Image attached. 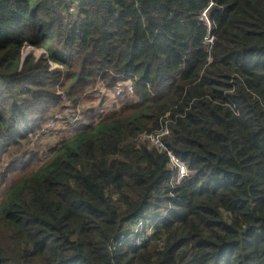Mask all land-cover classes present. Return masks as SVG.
Here are the masks:
<instances>
[{
    "label": "trees",
    "instance_id": "16d2710c",
    "mask_svg": "<svg viewBox=\"0 0 264 264\" xmlns=\"http://www.w3.org/2000/svg\"><path fill=\"white\" fill-rule=\"evenodd\" d=\"M119 83L135 101L5 191L0 264H264V0H0V166H26L57 86L78 103ZM165 127L177 185L138 142ZM138 219L153 243L115 244Z\"/></svg>",
    "mask_w": 264,
    "mask_h": 264
},
{
    "label": "rangeland",
    "instance_id": "374dc122",
    "mask_svg": "<svg viewBox=\"0 0 264 264\" xmlns=\"http://www.w3.org/2000/svg\"><path fill=\"white\" fill-rule=\"evenodd\" d=\"M202 20L207 26V29L210 30L211 25L207 15H202ZM31 53L39 57L44 55L45 51L42 48H38L37 50L31 49ZM49 65L50 68L58 67V65L53 63H49ZM119 85H121V90L124 92V94H120L119 97L116 96V85L112 89L107 90L97 84L92 90H89V93L85 97L80 98L78 103H75L69 98L67 91L57 86L55 93L58 96V104L55 107L54 113L38 130L30 135L29 141L18 153H16L22 155L26 166L24 168L14 169L0 166V201L3 199L5 191L13 185L21 175L36 170L42 164L48 162L62 139L74 134V131L79 125L89 122L84 121V117H86L88 112H93L95 120L93 122H97L100 118L117 112L125 103V99L132 98L134 101L136 100L132 92V87L131 92H129L126 88H123V84L119 83ZM138 142H147L149 146L151 145L150 143H154L152 139L145 136L140 137ZM5 160L3 163H5ZM135 226L136 223L134 220L128 225L129 231H138L139 229L134 228ZM143 236L144 234L131 235L126 240L125 244L128 245L134 241L136 245H140ZM133 238H135V240H133ZM151 243H153V241Z\"/></svg>",
    "mask_w": 264,
    "mask_h": 264
},
{
    "label": "built area",
    "instance_id": "2783aa9c",
    "mask_svg": "<svg viewBox=\"0 0 264 264\" xmlns=\"http://www.w3.org/2000/svg\"><path fill=\"white\" fill-rule=\"evenodd\" d=\"M203 16H205V12L202 13ZM202 20V19H201ZM212 36L207 35L204 39V47L208 48V46L212 43ZM123 88H126L129 92H131V85L129 83H124ZM122 93L121 85L116 86V96L119 97V95ZM42 132V131H41ZM168 129L162 128L158 133L156 134H142L140 137L145 136L147 138H150L154 141V143H150V146H154L159 152H165L168 157L169 162V169L172 173L170 178V184L177 185L184 181L187 176L191 173L188 169V166L185 164V162L181 159V157L174 154L173 151L166 149L165 145L162 142V138L168 134ZM136 226L134 228L139 229L138 231L132 232L129 231L127 235H121L117 240V245H121L122 243L126 242V240L131 235L136 234H144L143 239L140 241V245H136L134 241L131 242L130 245L132 246H141L144 243H151L154 233V221L151 220H135ZM130 230V229H129ZM135 240V238H133Z\"/></svg>",
    "mask_w": 264,
    "mask_h": 264
},
{
    "label": "clouds",
    "instance_id": "9594fccd",
    "mask_svg": "<svg viewBox=\"0 0 264 264\" xmlns=\"http://www.w3.org/2000/svg\"><path fill=\"white\" fill-rule=\"evenodd\" d=\"M149 220L153 221L152 219H149Z\"/></svg>",
    "mask_w": 264,
    "mask_h": 264
},
{
    "label": "crops",
    "instance_id": "0c3cea01",
    "mask_svg": "<svg viewBox=\"0 0 264 264\" xmlns=\"http://www.w3.org/2000/svg\"><path fill=\"white\" fill-rule=\"evenodd\" d=\"M124 84V83H123Z\"/></svg>",
    "mask_w": 264,
    "mask_h": 264
}]
</instances>
